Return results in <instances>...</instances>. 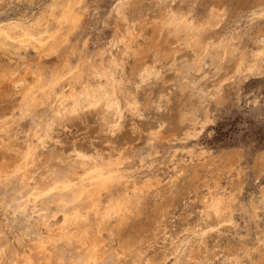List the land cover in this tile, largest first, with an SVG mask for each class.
<instances>
[{"label": "rangeland", "instance_id": "rangeland-1", "mask_svg": "<svg viewBox=\"0 0 264 264\" xmlns=\"http://www.w3.org/2000/svg\"><path fill=\"white\" fill-rule=\"evenodd\" d=\"M121 1H82L80 7L84 13V27L78 35V45L83 48L82 56L89 60L105 63L110 56L117 59L115 80L138 92L140 102L147 93L149 97L152 96L151 101L147 106H141L139 116L127 111L120 129L111 131L112 134L106 129L102 130L96 115L87 110L85 115H81L84 118L80 116L78 120L66 122V126H58L54 141L47 145L48 148L52 153H66L72 149L108 153L118 146H126L124 148H136L143 154L146 151L150 153L141 166H135L137 159L132 161L131 168H135L132 177L138 183L152 177L157 183L155 187L151 186L140 214L133 217L124 230L140 241L137 243L143 246L145 257H151L154 261L157 259V262L164 259L163 264H229L231 256L226 252L239 248L241 264H257L264 256V0H123L126 1L123 5L124 21L121 18L118 20L119 15L115 11ZM46 2L50 0H0V16H30L31 13L35 16L44 9ZM211 6H218L223 13L218 24L205 28V41L230 42V49L234 52L230 53L232 57L227 54L219 62L207 61V66L204 64L194 69L190 66V45L179 38L181 35L172 36L166 26L157 36L156 26L168 12L183 13L195 22L203 21ZM124 23L129 29L132 28L129 50L120 41L118 43ZM154 43L159 45L162 52L168 53V60H160L151 54L152 51L147 48ZM135 45H138V49L132 51ZM77 57L78 53L73 59ZM32 58H35L32 49L21 53L20 57L11 55L10 59L0 54V64L15 67L16 62L25 59L28 63ZM146 59L147 62L143 61ZM240 59H244L246 64L253 62L260 67L255 66L259 69L251 71L238 70L235 68L236 61ZM43 61L47 65L52 62L49 57ZM145 65H149L151 74L148 79L144 77V81H140L143 80L140 79L141 66ZM150 67H153V71ZM182 75L185 78L188 76L189 83L194 84L193 89L180 88ZM134 82L139 84L135 86ZM140 85H143L142 88ZM2 88L8 90L5 83H0V91ZM3 99L0 98V107L9 104ZM192 104L196 106L197 123L203 120L204 113H208V121L201 127L193 121L177 122L178 110L187 109ZM148 131L153 135L157 132L154 136L156 139L150 140L149 150L144 149ZM185 132L187 135H184ZM211 193L231 201L230 220L216 223L214 217L203 214V196L209 197ZM253 209L256 211L254 218L251 215ZM178 243L179 251L173 253ZM243 248H247L250 254L242 252Z\"/></svg>", "mask_w": 264, "mask_h": 264}, {"label": "bare ground", "instance_id": "bare-ground-1", "mask_svg": "<svg viewBox=\"0 0 264 264\" xmlns=\"http://www.w3.org/2000/svg\"><path fill=\"white\" fill-rule=\"evenodd\" d=\"M82 1L50 0L35 16L32 13L30 16H0V54L10 59L11 55L20 57L28 49L35 52V58L28 63L24 59L16 62L15 67L2 65V62L0 64V83L8 86V90L1 89L0 98L9 101V104L0 107V264H163L164 261L162 258V262H157L155 258L156 261L145 257L143 246L138 244L140 241L124 232L129 221L140 214L151 186L155 187L157 183L152 177L145 178L142 183L132 177L135 170L131 168L132 161L137 159L135 166H141L145 157L150 155L148 151L143 154L142 151H136V148L118 146L115 151L110 150L108 153L105 150V153H101L77 149L52 153L47 146L52 142L58 126H66V122L75 121L87 110L96 115L102 130L111 133L121 126L127 111L128 114L139 116L141 106H147L152 97L147 93L143 102H140L138 92H133L132 88L128 89L129 86L124 87L120 81L115 80L117 59L110 56L104 63L82 56L83 48L78 45V35L84 27V13L80 7ZM124 2L122 0L118 3L115 9L119 15L118 20L121 18L123 21L126 19ZM222 13L218 6H211L207 17L195 22L183 13L168 12L160 18L158 25L156 23L157 36L163 26L172 32V36L181 35L179 38L191 47L190 66L194 69L207 61L219 62L234 52L230 49V42L205 41L204 30L207 26L212 28L218 24ZM125 23L118 43L120 41L126 49H130L132 28L129 29ZM262 37L264 39V33ZM156 43L147 49L152 51L155 58H166L168 53L162 52ZM137 49L138 45H135L132 51ZM77 53L78 57L74 60L73 56ZM48 57L52 62L47 65L43 60ZM143 61L147 62V59ZM236 62L235 68L238 70L251 71L258 66L253 62L246 64L244 59ZM146 65L141 66L140 79L149 76V65ZM152 68L149 69L153 71ZM182 76L180 88L193 89L194 84L189 83L188 76ZM195 105L178 110L177 122L193 121L201 127L208 121V113H204L203 120L197 123ZM155 134L149 133L144 149L149 150L150 140L155 138ZM184 135H187L186 132ZM202 205L203 214L214 217L216 223L231 219V201L228 199L211 193L209 197L203 196ZM251 215L253 218L256 216L255 209ZM179 246L178 243L173 253L179 251ZM238 249L226 252L231 256L229 264H241ZM243 250L245 254H250L247 248ZM257 264H264V256Z\"/></svg>", "mask_w": 264, "mask_h": 264}, {"label": "snow or ice", "instance_id": "snow-or-ice-1", "mask_svg": "<svg viewBox=\"0 0 264 264\" xmlns=\"http://www.w3.org/2000/svg\"><path fill=\"white\" fill-rule=\"evenodd\" d=\"M45 194H47V193H45Z\"/></svg>", "mask_w": 264, "mask_h": 264}]
</instances>
